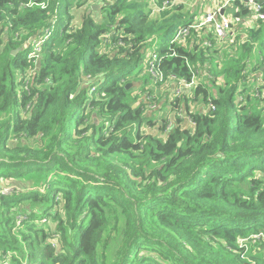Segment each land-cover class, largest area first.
Wrapping results in <instances>:
<instances>
[{
    "label": "trees",
    "instance_id": "1",
    "mask_svg": "<svg viewBox=\"0 0 264 264\" xmlns=\"http://www.w3.org/2000/svg\"><path fill=\"white\" fill-rule=\"evenodd\" d=\"M165 1L0 0V264H264V21Z\"/></svg>",
    "mask_w": 264,
    "mask_h": 264
},
{
    "label": "built area",
    "instance_id": "2",
    "mask_svg": "<svg viewBox=\"0 0 264 264\" xmlns=\"http://www.w3.org/2000/svg\"><path fill=\"white\" fill-rule=\"evenodd\" d=\"M241 2H243L244 5L249 9L250 11L249 17L252 21L253 20L264 21V1L259 2L258 0H241ZM168 4H169L168 1H165L163 3V6L166 7L168 6ZM230 22H232V20H229L226 17H218V12L207 14L202 24L192 25L187 28H180L170 43L173 44L180 40H184L189 35L190 29H195V28L198 29L199 27L204 25L209 27L208 29L212 31L215 41L217 43H220L221 41H224L227 38L228 32L230 30ZM49 36H50V31L46 30V33L41 38L33 42L32 52L30 54V57L33 58L37 56V53L39 52L42 44L48 39ZM204 44H206V46H209L207 42ZM159 62H160V58L153 53L151 58L149 59L147 71L150 74L151 80L154 83V85H157L158 83L162 84L163 82V73L158 68ZM194 78L195 76L192 77V80L190 82L180 81L178 83L179 87L176 90V93L179 94L182 89H190L195 84ZM178 115L182 117L180 111ZM2 193L5 194V190H3Z\"/></svg>",
    "mask_w": 264,
    "mask_h": 264
},
{
    "label": "crops",
    "instance_id": "3",
    "mask_svg": "<svg viewBox=\"0 0 264 264\" xmlns=\"http://www.w3.org/2000/svg\"><path fill=\"white\" fill-rule=\"evenodd\" d=\"M157 1V0H152ZM169 4L180 6L182 12L187 14L190 20L193 21V25H200L203 23V20L207 14L218 12L221 10L220 17L229 16L228 19L232 20V23L235 22H242V20L238 19H231L230 15L232 16L231 11V3L234 0H167ZM168 4V5H169ZM229 11V12H225ZM249 18L245 19L243 22V26L248 25ZM202 28H209L208 26L204 25L199 27L197 30H201L200 35L203 37L205 34V29Z\"/></svg>",
    "mask_w": 264,
    "mask_h": 264
},
{
    "label": "rangeland",
    "instance_id": "4",
    "mask_svg": "<svg viewBox=\"0 0 264 264\" xmlns=\"http://www.w3.org/2000/svg\"><path fill=\"white\" fill-rule=\"evenodd\" d=\"M75 1L76 0H71V2L72 3H75ZM151 2H152V4H155V1H152L151 0ZM75 8V7H74ZM73 13L75 14V15H77V13H78V11H76V10H74L73 11ZM188 20H189V17L187 18ZM250 24H252V23H249L247 26L249 27L250 26ZM235 26V24L234 23H232V22H230V30H229V32H228V34L231 32V30H232V27H234ZM244 28H245V26H244ZM53 32H52V30H51V33L50 34H52ZM227 40V39H226ZM226 40H224V41H221L220 43H219V46H221V45H223V44H225V42H226ZM156 45V44H155ZM152 54H153V51L151 52H148L147 54H146V56H145V58L146 59H150L151 58V56H152ZM143 67V64L142 63H140L139 64V66H138V70L140 69V68H142ZM205 79V78H204ZM258 82L260 83V84H262L263 86H264V83L262 82V80H261V78H259V80H258ZM152 83V82H151ZM133 87V84H131L130 86H129V88H132ZM162 86H154V84H151V85H146L145 86V88H144V90H150L151 91V98L153 99V98H156V99H158V103H160V102H162L163 101V93H165L167 90L166 89H164V88H161ZM135 91H136V89H135ZM161 92H162V94H161ZM263 92V94H264V90L262 91ZM145 94V92H142V93H139L138 94V97L139 98H143V95ZM150 98V99H151ZM170 98L172 99V97H171V94H170ZM174 99V98H173ZM148 99L146 98V101H147ZM188 102V106H189V108L191 109V110H193V111H195V112H203V111H205V108H204V106H203V104H202V101H201V98H199L198 100H195V101H191V100H188L187 101ZM138 105V104H137ZM137 105H135V106H137ZM157 106H158V104H157ZM156 106V107H157ZM148 107L150 108V109H154L155 108V106H153V103L152 104H150V105H148ZM170 109L171 108H168V109H166V110H156V111H154V112H152L151 113V116H152V118H154V119H156V125L157 126H160L161 124H162V121L164 120V119H167V118H170V119H172V113L170 112ZM178 112V111H177ZM12 190V188L11 187H7L6 189H5V194H7V193H9L10 191ZM44 221V220H43ZM48 226H50V222H49V220H48Z\"/></svg>",
    "mask_w": 264,
    "mask_h": 264
},
{
    "label": "water",
    "instance_id": "5",
    "mask_svg": "<svg viewBox=\"0 0 264 264\" xmlns=\"http://www.w3.org/2000/svg\"><path fill=\"white\" fill-rule=\"evenodd\" d=\"M258 1H259V2H263L264 0H258ZM93 9L97 10V9H98V6H94ZM17 52H18V50H15L14 52H12V55H13V56L16 55ZM130 85H131V84L127 85V86H126V89H128ZM134 107H136V106H134Z\"/></svg>",
    "mask_w": 264,
    "mask_h": 264
},
{
    "label": "bare ground",
    "instance_id": "6",
    "mask_svg": "<svg viewBox=\"0 0 264 264\" xmlns=\"http://www.w3.org/2000/svg\"><path fill=\"white\" fill-rule=\"evenodd\" d=\"M167 7V6H166ZM229 16H226V18H228Z\"/></svg>",
    "mask_w": 264,
    "mask_h": 264
}]
</instances>
